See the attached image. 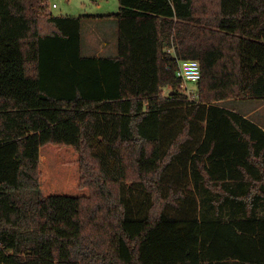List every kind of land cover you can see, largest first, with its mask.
<instances>
[{"label": "trees", "instance_id": "1", "mask_svg": "<svg viewBox=\"0 0 264 264\" xmlns=\"http://www.w3.org/2000/svg\"><path fill=\"white\" fill-rule=\"evenodd\" d=\"M119 3L117 54L88 56V16L0 0V264H264V128L217 103L264 100V0ZM179 59L200 61L193 99Z\"/></svg>", "mask_w": 264, "mask_h": 264}, {"label": "rangeland", "instance_id": "2", "mask_svg": "<svg viewBox=\"0 0 264 264\" xmlns=\"http://www.w3.org/2000/svg\"><path fill=\"white\" fill-rule=\"evenodd\" d=\"M49 7L53 14L55 15H76V16H88L91 22H88L86 25H93V32L97 35H103L106 32L108 26H112L117 22L115 19L106 17L105 15L110 13H115L119 10V0H48ZM55 4V6H53ZM114 20V21H113ZM84 36L89 32L87 26L84 27ZM83 36V37H84ZM116 40V47L118 46V33L117 29H114L112 35ZM83 53L84 55H91L88 46L83 38ZM117 53V49L115 51ZM219 105L232 108L241 114L245 115L249 119L253 120L257 124L264 126V100L257 98H247V99H227L217 102ZM191 106L185 103L176 104L173 107V112L169 114L165 121L166 126V138L165 145H167L172 138V135L175 134L177 130L180 129L182 125V116L189 113ZM203 120L198 121L200 127H203ZM198 134V132L196 133ZM198 137V136H197ZM187 161V160H186ZM185 160H176L173 167L169 168L165 174L164 184L166 191L176 180H183L184 175L181 174V169L184 166ZM182 162V164H180ZM180 174V175H179ZM185 181V180H184ZM181 184H177L176 187H181ZM189 192L188 190H185ZM126 199L129 201V205L133 215L142 217L147 211V207L150 203L149 195L145 188L142 185L137 183L128 182L126 184L125 191ZM183 202L182 200H180ZM188 207H192L191 204L182 205L180 208L173 207L168 205L167 213L172 217L177 218H186L189 214H194L189 212ZM197 208L199 210H197ZM204 209V206L199 202H196L194 205V210L196 214ZM201 210V211H200Z\"/></svg>", "mask_w": 264, "mask_h": 264}, {"label": "crops", "instance_id": "3", "mask_svg": "<svg viewBox=\"0 0 264 264\" xmlns=\"http://www.w3.org/2000/svg\"><path fill=\"white\" fill-rule=\"evenodd\" d=\"M119 8H120V6H119ZM74 16H76V15H74ZM88 22H91V21L89 19H84L83 23H82L83 36H84V32H85L84 27L87 26V28L89 30L87 35L85 34V36L83 37V38H85V42L88 46L89 51H91V53H93V54L88 55V56L116 55L117 53H115V51L117 49V52H118V46L116 47V40L112 36L114 33V29H117V26H115L116 24L113 23L112 26H108L107 28H105L106 32H104V34L101 36V35H97L96 33L93 32V25H91V24L86 25ZM260 126L264 128V126H262V125H260Z\"/></svg>", "mask_w": 264, "mask_h": 264}, {"label": "built area", "instance_id": "4", "mask_svg": "<svg viewBox=\"0 0 264 264\" xmlns=\"http://www.w3.org/2000/svg\"><path fill=\"white\" fill-rule=\"evenodd\" d=\"M176 73L181 78V85L189 95V99H193L202 75L200 61L197 59H179Z\"/></svg>", "mask_w": 264, "mask_h": 264}]
</instances>
